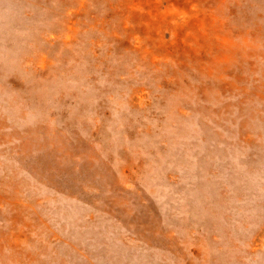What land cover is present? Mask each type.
<instances>
[{
    "label": "rangeland",
    "instance_id": "obj_1",
    "mask_svg": "<svg viewBox=\"0 0 264 264\" xmlns=\"http://www.w3.org/2000/svg\"><path fill=\"white\" fill-rule=\"evenodd\" d=\"M249 1L0 0V264H264V78L204 75Z\"/></svg>",
    "mask_w": 264,
    "mask_h": 264
},
{
    "label": "bare ground",
    "instance_id": "obj_2",
    "mask_svg": "<svg viewBox=\"0 0 264 264\" xmlns=\"http://www.w3.org/2000/svg\"><path fill=\"white\" fill-rule=\"evenodd\" d=\"M251 1V0H250ZM249 1V2H250ZM260 1H262L263 2V0H260ZM252 2V1H251ZM250 2V3H251ZM255 2H259V1H255ZM245 3H247V2H245ZM260 3V2H259ZM264 3V2H263ZM170 4V3H169ZM162 5V4H161ZM176 5V4H175ZM248 5V4H247ZM250 6V5H249ZM255 6V5H254ZM250 7H253V5L252 6H250ZM249 7V8H250ZM260 7V6H259ZM263 9V8H262ZM261 9V10H262ZM164 11V10H163ZM262 11H264V9L262 10ZM264 13V12H263ZM173 18H174V20H173V22H175L176 24H182V22L184 21L185 22V19H184V14H183V12L182 11H178V12H173ZM260 15V14H259ZM262 15V14H261ZM251 16V15H250ZM253 17V16H252ZM243 18V17H242ZM245 18H246V16H245ZM244 18V19H245ZM251 18V17H250ZM254 18V20H255V17H253ZM183 20V21H182ZM242 20V19H241ZM252 20V19H251ZM253 20V21H254ZM256 20H257V18H256ZM247 21V20H246ZM252 21V22H253ZM243 22V21H242ZM248 24V23H247ZM246 25V24H245ZM263 24L262 23H259L258 22V24H256L255 26H253L252 28H246V29H244V30H246V32H238L237 33V37L238 38H240V40L238 39H236V41L232 44V45H230L229 46V49H228V56H227V58H226V60H224V61H222V63H219L218 65L215 63H213V61H210L209 62V68H208V71L204 74L205 76H212V82H211V84H210V86H218V87H220V85H221V87H227V88H231L230 86H232V87H235V86H241L242 85V83H234L233 81H231V79H230V74L231 73H229L228 72V66L226 65V62H229L231 65H235V69H236V67H237V65H242V66H244L245 64H246V67H247V70L248 69H250V70H252V71H256V70H258V72H259V75H257L256 74V78H254L253 77V80H255L256 82H259V84L261 83V80L264 78V67H263V65H262V63H261V60L264 58V28H263ZM241 28V27H240ZM244 28V27H243ZM21 31V30H20ZM177 32V31H176ZM12 49V48H11ZM155 60V59H154ZM243 63H244V65H243ZM248 63V64H247ZM245 68V67H244ZM234 69V70H235ZM23 70V69H22ZM22 70H21V72H22ZM233 70V71H234ZM18 71H20V70H18ZM24 71V70H23ZM27 71H28V69H27ZM26 71V72H27ZM25 72V73H26ZM28 73V72H27ZM229 75V76H228ZM247 75V74H246ZM22 76V75H21ZM32 77V76H31ZM250 78V77H249ZM41 80V79H40ZM252 81V80H251ZM253 83V82H252ZM263 83H264V80H263ZM38 84V83H37ZM210 87V88H208V89H215V88H217V87ZM225 87V88H226ZM226 88V89H227ZM257 88V87H256ZM207 89V90H208ZM225 89V90H226ZM232 89V88H231ZM258 89V88H257ZM219 90V89H218ZM230 90V89H229ZM81 91V90H80ZM256 92V94H257V96H258V99H261V100H259V102L258 103H263L264 104V99H262V94H260V93H258V91L256 90L255 91ZM195 93V92H194ZM226 94V93H225ZM228 94V93H227ZM83 95V94H82ZM196 95V94H195ZM34 96V95H33ZM49 96V95H48ZM142 95L140 94V93H138L137 94V97H141ZM221 96V95H220ZM252 96V99L254 98V96L253 95H251ZM250 96V97H251ZM47 97V96H46ZM194 97V96H193ZM204 97V96H203ZM34 98V97H33ZM50 98V97H49ZM232 98H234V97H232ZM47 99H48V97H47ZM46 99V100H47ZM204 99V98H203ZM49 101V100H48ZM91 101V100H90ZM233 101V100H232ZM212 102V101H211ZM207 103V102H206ZM224 103V102H223ZM226 103V102H225ZM254 104H256V103H254ZM72 105V104H71ZM207 105V104H206ZM209 105V104H208ZM202 106V105H201ZM247 106V105H246ZM250 106V105H249ZM245 107V106H244ZM75 108V107H74ZM186 108H187V106H186ZM203 108V107H202ZM239 108V107H238ZM259 108V107H258ZM257 108V113H256V119H255V122L254 123H256V124H251L250 126H254L253 127V129L255 128L257 131H258V129H261V127H260V125H262L263 123H264V115H263V112H262V109H258ZM116 109V108H115ZM199 109H200V107H199ZM27 110V109H26ZM76 110V109H75ZM202 110V109H201ZM216 110V109H215ZM124 110H122V112H123ZM204 111V110H203ZM217 111V110H216ZM81 112V111H80ZM80 112H78L77 111V113H80ZM90 112V111H89ZM180 112L182 113L183 112V109L181 110L180 109ZM47 113V112H46ZM91 113H92V111H91ZM170 113V112H169ZM184 114V113H183ZM239 114V113H238ZM254 114V113H253ZM52 115V114H51ZM90 115V114H89ZM240 115V114H239ZM85 116V115H84ZM186 116V115H185ZM188 116V115H187ZM180 117V116H179ZM194 117V116H193ZM54 118V117H53ZM183 118V117H182ZM21 119V118H20ZM170 119V118H169ZM194 119V118H193ZM242 119V118H241ZM181 120V119H180ZM195 120V119H194ZM177 121H178V119H177ZM3 122V119H1V117H0V124ZM229 122V121H228ZM234 122H237V120L236 121H234ZM245 123H248V124H250L249 122H248V120H247V122H245ZM178 124V123H177ZM198 124V123H197ZM233 124V123H232ZM119 125V124H118ZM170 125V124H169ZM117 126V125H116ZM197 126V125H196ZM241 126V125H240ZM206 127V126H205ZM229 127H231V126H229ZM242 127V126H241ZM54 128V127H53ZM119 128V127H118ZM122 128V127H121ZM120 128V129H121ZM168 128H169V126H168ZM187 128V127H186ZM200 128H201V126H200ZM209 128V127H208ZM231 128H233V126L231 127ZM263 128V127H262ZM114 129V128H113ZM181 129H185V128H181ZM180 129V130H181ZM201 130V129H200ZM206 130V129H205ZM208 130H210V128L208 129ZM207 130V131H208ZM172 131V130H171ZM204 131V130H203ZM117 132V131H116ZM179 132V131H178ZM209 132V131H208ZM207 132V133H208ZM240 132V131H239ZM40 133V132H39ZM186 133V132H185ZM118 134V133H117ZM174 134V133H173ZM181 134H182V132H181ZM184 134V133H183ZM197 134V133H196ZM211 134H212V132H211ZM240 134V133H239ZM186 135V134H185ZM208 135V134H207ZM210 135V134H209ZM258 135H261V132L258 134ZM30 136V135H29ZM123 136V135H122ZM173 136V135H172ZM176 136V135H175ZM223 136H224V134H223ZM183 137V136H182ZM190 138H191V136H189ZM189 137H188V139H189ZM87 139V138H86ZM160 140V139H159ZM181 140V139H180ZM25 141V140H24ZM175 141V140H174ZM174 141H172V142H174ZM183 141H184V139H183ZM243 141V140H242ZM28 142H29V144H28V146H30V145H32L33 143H34V139H32V137L30 136V139L28 138ZM87 142V141H86ZM175 142H177V140L175 141ZM224 142V141H223ZM259 142V141H258ZM91 143V142H90ZM178 143V142H177ZM182 143V142H181ZM186 143V142H185ZM253 143V142H252ZM189 144V143H188ZM246 144V143H245ZM249 144V143H248ZM85 145V144H84ZM174 145V144H173ZM182 145V144H181ZM264 145V144H263ZM162 146H164V145H162ZM171 146V145H170ZM186 146V145H185ZM178 147V146H177ZM221 147V146H220ZM262 147V146H261ZM172 148H174V147H172ZM176 148V147H175ZM222 148V147H221ZM82 149V148H81ZM178 149V148H177ZM256 149H258V148H256ZM255 149V150H256ZM84 150V149H83ZM180 150V149H179ZM260 150V149H259ZM182 151V150H181ZM258 151V150H257ZM88 152V151H87ZM158 151H156V153H157ZM186 152V151H185ZM253 152V151H252ZM259 152V151H258ZM172 153V152H171ZM12 154V153H11ZM176 154V153H175ZM184 154H186V153H184ZM189 154V153H188ZM225 154V153H224ZM237 154H239V153H237ZM21 155V154H20ZM87 155V154H86ZM174 155V154H173ZM172 155V156H173ZM187 155V154H186ZM190 155V154H189ZM226 155V154H225ZM239 155H241V154H239ZM161 156V155H160ZM178 156V155H177ZM185 155H183V157H184ZM197 156V155H196ZM4 157V156H3ZM158 157V156H157ZM163 157V156H162ZM203 157V156H202ZM243 157V156H242ZM156 158V157H155ZM211 158H212V156H211ZM222 158V157H221ZM227 158V157H226ZM241 158V157H240ZM93 159V158H92ZM102 159V158H101ZM1 160V159H0ZM150 160V159H149ZM209 160V159H208ZM25 161V160H24ZM158 161V160H157ZM227 161V160H226ZM250 162L252 161V160H249ZM254 161V160H253ZM23 162V161H22ZM102 162V161H101ZM151 162V161H150ZM214 162H217V161H214ZM220 162V161H219ZM245 162V161H244ZM10 163V162H9ZM153 163V162H152ZM170 163V162H169ZM177 163V162H176ZM180 163V162H179ZM185 163H186V161H185ZM213 163V162H212ZM148 164H149V162H148ZM147 164V165H148ZM224 164H226V163H224ZM117 165V164H116ZM146 165V167H148ZM171 165V164H170ZM248 165V164H247ZM193 166V165H192ZM212 166V165H211ZM225 166V165H224ZM58 166L56 165V163L54 162V161H51V162H49V164H48V167L47 168H49V169H56ZM113 167V166H112ZM157 167V166H156ZM177 167V166H176ZM187 167H188V165H187ZM226 167V166H225ZM245 167V166H244ZM162 168V167H161ZM179 168V167H178ZM238 168V167H237ZM180 169V168H179ZM186 169V168H185ZM210 169V168H209ZM222 169V168H221ZM252 169V168H251ZM162 170V169H161ZM160 170V171H161ZM195 170V169H194ZM227 170V169H226ZM233 170V169H232ZM148 171V170H147ZM163 171V170H162ZM187 171V170H186ZM237 171V170H236ZM164 172H166V171H164ZM172 172V171H171ZM191 172H192V170H191ZM193 172H195V171H193ZM117 173V172H116ZM120 173V172H119ZM142 173H143V170H142ZM145 173V172H144ZM182 173V172H181ZM185 173V172H184ZM183 173V174H184ZM187 173V172H186ZM224 173H227V172H224ZM223 173V174H224ZM230 173V172H229ZM232 173V172H231ZM238 173V172H237ZM243 173H244V171H243ZM250 173V172H249ZM165 174V173H164ZM189 174H190V172H189ZM222 174V173H221ZM239 174V173H238ZM246 174V173H245ZM144 175V174H143ZM160 175V174H159ZM162 175V174H161ZM176 175V174H175ZM180 175V174H179ZM187 175V174H186ZM213 175V174H212ZM158 176V175H157ZM163 176V175H162ZM189 176V175H188ZM231 176V175H230ZM235 176V175H234ZM247 176V175H246ZM153 177V176H152ZM179 177V176H178ZM202 177H205L204 175L202 176ZM243 177V176H242ZM245 177V176H244ZM243 177V178H244ZM149 178V177H148ZM162 178V177H161ZM192 178V177H191ZM190 178V179H191ZM196 178V177H195ZM235 178V177H234ZM171 179V178H170ZM188 179V178H187ZM219 179H222V178H219ZM237 179V178H236ZM1 180V179H0ZM155 180V179H154ZM159 180H160V178H159ZM168 180V179H167ZM167 180H166V182H167ZM181 180H183V179H181ZM206 180V179H205ZM156 181V180H155ZM154 181V182H155ZM199 181H200V179H199ZM198 181V182H199ZM209 181V180H208ZM193 182V181H192ZM245 182V181H244ZM167 183H170V182H167ZM181 183H183V182H181ZM219 183V182H218ZM234 183V182H233ZM172 184V183H171ZM184 184V183H183ZM189 184V183H188ZM193 184H194V182H193ZM199 184V183H198ZM197 184V185H198ZM202 184V183H201ZM248 185H249V183H248ZM165 186V185H164ZM236 186V185H235ZM247 186V185H246ZM166 187H168L167 185H166ZM189 187H191V186H189ZM196 187V186H195ZM202 187V186H201ZM217 187V186H216ZM139 188V187H138ZM142 188V187H141ZM157 188H159L158 186H157ZM161 188V187H160ZM165 188V187H164ZM173 188V187H172ZM194 188V187H193ZM206 188V187H205ZM209 188V187H208ZM219 188V187H218ZM243 188V187H242ZM132 189V188H131ZM140 189V188H139ZM190 189V188H189ZM212 189V188H211ZM113 190V189H112ZM161 190V189H160ZM159 190V191H160ZM166 190V189H165ZM206 191H207V189H205ZM220 190V189H219ZM222 190V189H221ZM227 190V189H226ZM244 190V189H243ZM140 191V190H139ZM145 191V190H144ZM186 191H188V189L186 190ZM225 191V190H224ZM168 192V191H167ZM197 192V191H196ZM215 192V191H214ZM118 193H119V191H118ZM121 193H122V191H121ZM126 193V192H125ZM164 193V192H163ZM169 193V192H168ZM172 193V192H171ZM173 193H174V191H173ZM199 193V192H198ZM204 193V192H203ZM244 193V192H243ZM110 194V193H109ZM146 194V193H145ZM151 194H153V193H151ZM170 194V193H169ZM178 194V193H177ZM183 194V193H182ZM194 194V193H193ZM130 195V194H129ZM166 195V194H165ZM216 195V194H215ZM247 195H248V193H247ZM0 196H2V198H7V196H5V195H3L2 193L0 194ZM141 196V195H140ZM147 196V195H146ZM170 196H171V194H170ZM176 196V195H175ZM188 196V195H187ZM200 196V195H199ZM129 197V196H128ZM135 197V196H134ZM243 197V196H242ZM158 198V197H157ZM165 198V197H164ZM8 200H9V198H7ZM11 199H16L15 198V195L13 194L12 196H11ZM185 199V198H184ZM197 199V198H196ZM200 199V198H199ZM223 199V198H222ZM50 200V199H49ZM198 200V199H197ZM201 201H203L202 199H200ZM220 200V199H219ZM143 201V200H142ZM16 202V201H15ZM20 202V200H17V203H19ZM176 202V201H175ZM222 202V201H221ZM220 202V203H221ZM216 203V202H215ZM129 204H132V203H129ZM135 204V203H134ZM155 204V203H154ZM164 204V203H163ZM187 204V203H186ZM198 204V203H197ZM222 204H223V202H222ZM224 204H225V201H224ZM120 205H122V204H120ZM145 205V204H144ZM150 205H152L151 203H150ZM133 206V205H132ZM185 206V205H184ZM189 206V205H188ZM107 207V206H106ZM140 207V206H139ZM144 207V206H143ZM190 208H191V205L189 206ZM229 207V206H228ZM189 208V210H191ZM245 208V207H244ZM146 209V208H145ZM149 210V209H148ZM247 210V209H246ZM198 211V210H197ZM117 212V211H116ZM121 212V211H120ZM148 212V211H147ZM157 212V211H156ZM139 213V212H138ZM243 214V213H242ZM117 215V214H116ZM190 215V214H189ZM196 215V214H195ZM113 216V215H112ZM158 216V215H157ZM28 218H29V216H28ZM122 218V217H121ZM123 219V218H122ZM227 219V218H226ZM257 219H258V217H257ZM109 220H110V218H109ZM108 221V220H107ZM106 221V222H107ZM127 221V220H126ZM231 222V221H230ZM195 223V222H194ZM198 223H199V221H198ZM96 227V226H95ZM105 227V226H104ZM111 227V226H110ZM114 227H115V225H114ZM120 227H121V225H120ZM132 227V226H131ZM119 228V227H118ZM133 228V227H132ZM120 229V228H119ZM125 229V228H124ZM109 231V230H108ZM128 231V230H127ZM135 231V230H134ZM105 232V231H104ZM133 232V231H132ZM131 232V233H132ZM130 233V234H131ZM263 233V232H262ZM123 234V233H122ZM139 234V233H138ZM263 235H264V233H263ZM106 236V235H105ZM133 237H135V236H133ZM140 238V237H139ZM27 239V238H26ZM39 240V239H38ZM119 240V239H118ZM260 240V239H259ZM263 240V239H262ZM30 241V240H29ZM47 242V241H46ZM6 243V242H5ZM9 243V242H8ZM4 244V243H3ZM12 244V243H11ZM38 244V243H37ZM49 244V243H48ZM53 244V243H52ZM106 244V243H105ZM178 244V243H177ZM21 245H23V244H21ZM92 245V244H91ZM260 245V244H259ZM14 246V245H13ZM17 246V245H16ZM27 246H28V244H27ZM39 246V245H38ZM229 246V245H228ZM52 247V246H51ZM89 247V246H88ZM92 247V246H91ZM232 247V246H231ZM5 248V247H4ZM16 248H18V247H16ZM33 248H34V245H33ZM49 248V247H48ZM223 248H224V246H223ZM230 248V247H229ZM3 249V248H2ZM9 249V248H8ZM27 249H28V247H27ZM88 249V248H87ZM87 249H86V252H88L87 251ZM255 249V248H254ZM253 249V250H254ZM258 249H259V247H258ZM261 249V248H260ZM51 250V249H50ZM50 250H49V252H50ZM145 250V249H144ZM143 250V251H144ZM243 250V249H242ZM21 251H22V249H21ZM26 251V250H25ZM28 251V250H27ZM46 251H47V249H46ZM72 251V250H71ZM48 252V251H47ZM25 253V252H24ZM20 254V253H19ZM40 254V253H39ZM155 254V253H154ZM167 254V253H166ZM17 255V254H16ZM82 255V254H81ZM93 255V254H92ZM15 256V255H14ZM19 256V255H18ZM47 256H48V254H47ZM95 256V255H94ZM100 256V255H99ZM241 256V255H240ZM41 257V256H40ZM83 257V256H82ZM85 257V256H84ZM106 257V256H105ZM64 258V257H63ZM69 258V257H68ZM101 258V257H100ZM170 258V257H169ZM168 258V259H169ZM239 258V257H238ZM57 259V258H56ZM80 259V258H79ZM96 260V259H95ZM25 261H26V259H25ZM45 262V261H44ZM95 262V261H94ZM99 262V261H98ZM98 262H97V264H98ZM249 262H250V260H249ZM15 263V262H14ZM71 263V262H70ZM74 263V262H73ZM110 263V262H109ZM177 263V262H176Z\"/></svg>",
    "mask_w": 264,
    "mask_h": 264
}]
</instances>
